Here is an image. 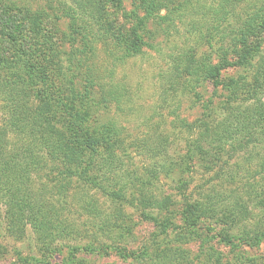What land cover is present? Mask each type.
Here are the masks:
<instances>
[{
  "label": "rangeland",
  "instance_id": "rangeland-1",
  "mask_svg": "<svg viewBox=\"0 0 264 264\" xmlns=\"http://www.w3.org/2000/svg\"><path fill=\"white\" fill-rule=\"evenodd\" d=\"M164 1L161 15L170 14L172 25L166 32L149 25L137 41L127 36L131 24L111 6L104 15L86 12L81 0H0V128L13 97L67 139L70 117L89 119L112 137L100 156L67 146L54 155L44 145L34 148L37 166L11 191L12 178L4 173L0 198L44 196L55 217L48 230L29 219L14 232L9 209L0 205V264H264V215L254 199L264 198V150L225 147L203 155L194 148L203 126L210 130L228 118L236 105L230 98L244 106L252 99L231 97L205 73L176 72L186 56L192 61L221 46L216 4L210 0L197 9L193 0L185 10L187 0H156ZM251 4L239 9L233 26ZM125 7L130 11L134 1L125 0ZM73 19L89 31L81 32L75 47ZM9 29L21 32L22 42L13 44ZM133 42L141 51L127 57L125 47ZM255 72L231 69L223 79L251 85ZM26 117L19 125L25 134L8 133L0 150L17 155L33 149L29 141H51L49 135L45 142L28 138ZM236 204L247 215H234ZM185 211L199 218L197 227L185 225Z\"/></svg>",
  "mask_w": 264,
  "mask_h": 264
},
{
  "label": "trees",
  "instance_id": "trees-1",
  "mask_svg": "<svg viewBox=\"0 0 264 264\" xmlns=\"http://www.w3.org/2000/svg\"><path fill=\"white\" fill-rule=\"evenodd\" d=\"M81 1L85 3L86 12H97L98 14L106 15V9H109L110 6L117 12H120L123 19L131 24V29L128 30L127 33V36L130 35V39H132V37L136 40L139 39L138 32L144 30L149 25L154 26L157 30L166 32L167 27H170L173 23L170 19V14L167 16L161 15L162 10L167 6L165 4L167 1L157 3L156 0H133L135 7L130 11L125 7V0ZM187 1L188 4L185 10L193 3V0ZM195 1L198 9L203 5V7L206 8L205 5L209 3L210 0ZM213 1V3L216 4V8L213 9L216 15V23L222 24L214 29L218 33V42L221 43V46H218V49L214 53L210 55L205 53L202 57L192 61L186 56L176 67V72H179L181 68H188L187 70L190 76L193 77L205 73L204 75L210 79L216 88L224 87L225 91L231 92V97H237V94L241 93L243 97H250L252 99V104H247L246 106L239 105L237 102L238 97L236 99L230 98V100H232L231 102H234L236 105L232 106L233 108L228 111V118L221 126H216L210 130L203 126V130H200L198 134L194 148H197L203 155L210 149L218 150L224 149L225 147H231L234 151L237 149L241 151L264 150V0H250L253 9L246 13L244 19L240 17L241 20L236 21L234 26L231 24L232 20L236 18L239 9L242 10V6L247 0ZM225 24L226 27L224 26ZM229 24H231V26H227ZM84 28L85 27L82 26L79 27L77 22L73 19L71 24L72 35L70 36V42L73 47L78 43V38L85 34L81 32H89L86 30L87 28ZM227 29H232L230 34H227ZM105 31L107 32L108 29H105ZM5 34L15 45H18V42H22L23 40L22 34L19 31L15 32L9 29L5 31ZM127 38L128 37H126V40ZM228 39L229 42H227ZM141 48V44L139 45L138 42L137 44L133 42L125 47V54L127 57L133 56L134 54L136 55L141 51ZM231 69L250 72L251 70L253 72L257 70L253 78V84L247 85L244 80L238 83L233 78L224 81L223 73ZM19 82L22 83V80L19 79ZM70 83L73 85L72 81H70L69 84ZM0 84L3 85L2 83ZM8 104L11 108L10 117L6 119V125L0 128V142H7L6 138L8 133L11 135L14 131L17 134H25L24 132L26 129L19 128L24 115L30 116L24 119L25 123L29 125L28 128L30 132L28 133V138L31 135L32 138L37 136L45 142L43 137L49 135L51 141L47 142L48 144L32 143L29 141L30 148L33 149L18 153L22 154V156L18 154L10 155V153L0 150V158L4 157L0 163V181L3 183V176L5 173L12 178L10 181L13 182L12 186L7 184V188H9L6 191H11V187L13 186L19 188L21 186V176H28L31 173L32 167L37 166V160L34 156L38 146H46L49 154L53 155L58 152V148L67 146L76 154L91 153L90 150H92L100 156L99 150L103 147L102 144L107 142V139H112V137L105 136L107 134L100 131V128L95 125V123H90L89 119H80L78 117H70L66 125V132L69 134L71 133V135L67 139L63 135L53 131L50 121L41 125L40 123L47 120L42 117V115L38 116L37 112H33L32 116L31 113H25L24 111H32L26 103L20 100L16 101L13 97H8ZM42 128H47L48 132H43ZM96 133H100V136ZM115 142L118 143V140H115ZM110 147H115L114 143L111 144ZM76 167L80 168L78 165ZM259 167L264 171V156L260 159ZM75 178L81 182L83 181L81 176H76ZM27 188L28 186L26 190ZM255 195L257 196V198H254L257 202L255 207L264 215V198L262 195ZM2 204L9 209H7V219L14 232L23 231L21 227L29 224V219L33 220L35 226L39 225V230L42 231L44 228L48 230L51 228L52 218L55 217L54 207L50 205L49 201L45 200L44 196H40V198L37 199L27 193L25 196L23 195L17 199L13 198L11 202L1 197L0 205ZM244 207L243 205L236 204V207L232 210L234 215L237 217L247 215V211ZM260 207H262V209H260ZM182 218L187 227L195 228L198 226L199 218L192 219L193 215L189 212L185 211ZM42 227L44 228L41 229ZM224 241L226 242V240ZM245 242L248 244H257L251 239H247Z\"/></svg>",
  "mask_w": 264,
  "mask_h": 264
}]
</instances>
